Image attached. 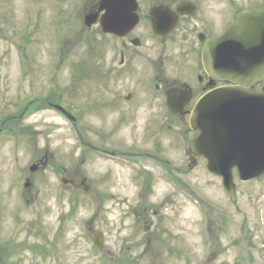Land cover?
I'll list each match as a JSON object with an SVG mask.
<instances>
[{
	"label": "rangeland",
	"instance_id": "1",
	"mask_svg": "<svg viewBox=\"0 0 264 264\" xmlns=\"http://www.w3.org/2000/svg\"><path fill=\"white\" fill-rule=\"evenodd\" d=\"M67 5L0 0V123L26 97L54 102L56 86L77 87L74 124L46 109L22 122L25 133L0 134V264H264V178L240 183L233 174L235 209L204 161L188 169L184 146L194 134L187 120L166 119L161 102L151 103L156 120L144 102L118 104L129 91L117 89L123 83L92 85L93 70L101 72L111 53L103 40L59 34ZM220 17L223 28L228 21ZM12 40L23 49L25 71ZM87 144L139 146L157 159L127 155L118 162ZM190 194L218 210H200ZM92 231L101 234L98 249Z\"/></svg>",
	"mask_w": 264,
	"mask_h": 264
},
{
	"label": "flooded vegetation",
	"instance_id": "2",
	"mask_svg": "<svg viewBox=\"0 0 264 264\" xmlns=\"http://www.w3.org/2000/svg\"><path fill=\"white\" fill-rule=\"evenodd\" d=\"M67 1L69 6L65 7V19L59 34L69 38L77 37L79 40L86 38V41L91 43L103 40L104 49L111 53L101 72L96 73V70H93L95 74L91 76L94 77L91 84H103L108 90L112 83L117 86L123 83L117 89L122 91L126 86L129 91L122 99H118V104L122 100L134 104L144 102L149 105L145 108L146 115L156 120L157 110H154L155 106L151 103L161 102L164 109L162 114L166 119L187 122L198 99L215 86L223 85L206 72L203 63L205 47L234 24L239 13L257 10L264 2L256 1L257 4L254 5L256 2L253 4V0H243V5L239 0H135L134 12L128 13L124 9L125 0H105L102 5L101 0ZM120 14L127 19L131 15L136 16V22L132 27L127 24L116 27L119 33L116 35L118 33L115 30L113 32L111 23L115 26L120 20ZM220 14L225 18V22L228 21L223 28ZM77 43L73 44V47L78 46ZM60 67L59 64L54 71H60ZM90 68L91 66L88 67L89 72L92 71ZM55 76L52 75V81L57 78ZM72 76L74 81L75 75ZM75 86V81L63 88L56 86L58 93L53 91L57 95V101L54 102L52 99L32 100L24 97L23 107L17 110L15 115H11L10 119L6 116L0 123L2 133L8 128H11L13 133H25L27 129L22 122L29 115L46 109L55 111L63 118H68L66 113L76 117L77 111L73 104V92L77 89ZM59 88L62 89L61 92ZM167 98L174 103L172 108L167 107ZM114 102L115 98L110 99L108 103L113 105ZM192 133L193 137L197 135ZM88 146L115 157L128 155L131 158L138 155L157 159L154 151L141 154L128 153L126 149L121 150L118 147L117 150H109L90 144ZM185 153L188 156L187 166L190 168L197 166L199 161H204L194 160L186 150ZM40 165L41 162L36 165L37 169Z\"/></svg>",
	"mask_w": 264,
	"mask_h": 264
},
{
	"label": "water",
	"instance_id": "3",
	"mask_svg": "<svg viewBox=\"0 0 264 264\" xmlns=\"http://www.w3.org/2000/svg\"><path fill=\"white\" fill-rule=\"evenodd\" d=\"M132 1L125 0L128 13L134 10ZM126 24L134 26V17L120 14L119 22L111 23V28L118 33L116 27ZM207 45L208 74L235 86L212 90L198 101L189 119L198 136L188 142L187 152L194 160H206V171L221 178L229 199L235 201L233 169L240 182L264 174V93L251 90L264 79V4L260 11L242 12L235 25ZM92 240L100 247L98 235L93 234Z\"/></svg>",
	"mask_w": 264,
	"mask_h": 264
}]
</instances>
